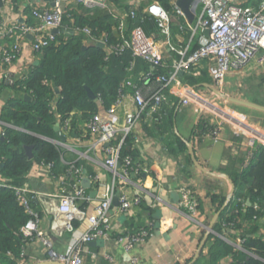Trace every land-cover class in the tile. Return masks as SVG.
Wrapping results in <instances>:
<instances>
[{
	"label": "built area",
	"instance_id": "2783aa9c",
	"mask_svg": "<svg viewBox=\"0 0 264 264\" xmlns=\"http://www.w3.org/2000/svg\"><path fill=\"white\" fill-rule=\"evenodd\" d=\"M4 2V10L11 12L8 6L9 0ZM71 3L90 12L96 9L111 12L113 18L117 20L114 30L118 42L110 45V49L119 53L128 50L132 59L128 70H132L133 60L137 57L150 65L147 73L139 74L138 81L127 79L121 84L111 106L107 107L100 96L95 98V110L82 123L84 135L88 133L90 138H94V144H104L106 153L104 164L112 173V187L106 188L104 193L101 192L100 199L89 208L81 206L86 201L85 191L80 186L83 178L82 169L76 168L75 162L67 163L68 176L73 180L75 187L73 191L58 197L54 212L55 217L62 221L64 229L73 233V240L66 252L56 251L51 240L40 228L39 215L32 205L33 191L24 184L10 186L19 201L25 205L29 216L20 228L24 241L38 242L50 261L83 264V245L98 238L106 239L111 236L108 212L114 193L115 178L131 183L130 177L148 172L145 166H140L139 161H132L130 157H125L124 164H121L120 148L127 137L134 146L137 142L132 136L135 122L142 118H151L155 112L169 106L170 98L178 99L183 106L191 105L200 112L199 114L206 115L210 121L214 120L218 125L232 127L236 133L246 139L249 146L254 147L257 143L264 147V129L256 126L249 114L231 107L226 101L219 104L214 99L204 96L180 76H197V69H204L205 64L215 88L222 92L226 78L232 71L241 76L245 67L254 63L256 71L261 72L264 68V0H192L187 8L190 17L185 14L177 1L172 2V10L168 11L157 1L133 0L129 3L131 7L126 15L112 12L110 4L105 0H72ZM139 8L141 14L156 22L155 34H146L139 25L127 31V18L136 19ZM63 13L61 0H54L50 8H32V25L27 23L18 25L10 20L5 22L0 16V68L5 85L13 87L18 81L7 67L13 65L23 48L38 56L45 47L58 43V36L64 38L65 35L66 39L67 30L61 28ZM174 17L180 19L176 25L180 33L189 34L187 42L180 47L173 45L171 39ZM139 20L142 21V18ZM55 28L58 32L52 33L51 30ZM71 32H83L91 41L102 42L103 48H107L105 37L92 35L87 27H77ZM9 35L13 36V42L8 44L5 38ZM28 36H32V41L25 44ZM157 67L164 68L162 74L154 72ZM126 97H130L133 109L124 111L123 117H119L117 110L123 106ZM211 104L217 106L221 114L213 111L210 108ZM73 118L71 113L65 119L62 130L69 132L70 121ZM213 133H217V126ZM259 135L263 138L261 139ZM53 143L59 147L64 145L67 147L59 140H54ZM131 163H137L138 167L132 168ZM42 165L51 173L52 163H42ZM59 177L66 178L67 174ZM140 189L147 190L143 185ZM177 191L178 207L191 217L197 212L196 194L188 185L183 184L177 187ZM141 201L139 194L130 197L126 192L121 193L119 209L122 213H126L132 207H140ZM76 221L84 224V229L80 233H77L79 229L74 228ZM165 222L163 221V226H167ZM196 223L209 233H215L213 229L209 230L207 226ZM150 224L140 226L133 232L127 226V233L123 232V237L126 239L124 249L129 255L131 264H141L137 255L131 254L135 247H143L146 254L157 264H183L189 260L193 250L186 243L176 242L166 248L148 244L147 240L153 236ZM218 235L243 251L242 238H231L225 232ZM18 264H23L21 259Z\"/></svg>",
	"mask_w": 264,
	"mask_h": 264
},
{
	"label": "crops",
	"instance_id": "0c3cea01",
	"mask_svg": "<svg viewBox=\"0 0 264 264\" xmlns=\"http://www.w3.org/2000/svg\"><path fill=\"white\" fill-rule=\"evenodd\" d=\"M4 1L6 0H0V16L5 22L10 20L18 25L22 23L32 25V8H50L54 0H9L8 6L11 12L4 10ZM71 1L61 0L62 7L80 11L81 7L71 5ZM132 1L119 0V3L122 6ZM173 1L178 3V0H170L171 4ZM110 8H115L117 13L121 14V10L118 7L111 4ZM176 25L177 20L174 17L171 25V39L173 45L180 47L187 42L189 34L188 32L181 34ZM64 29L67 30V34L71 32L67 28ZM5 40L8 44L12 43L13 36L9 35ZM31 41L32 36H28L25 39V44H29ZM38 57L23 48L13 65L7 67V69L12 72L17 80L21 81L28 74L31 65L37 63ZM255 68L254 63H250L245 67L241 76L232 71L226 78V85L221 93L243 100L252 98L245 94L242 85L254 78L264 80V68H262L261 72L256 71ZM197 71L198 75L192 76L196 80L201 81L198 84L191 85L201 94L214 99L219 104L225 103V100L215 95V92L210 88H215V84L209 76L205 64L204 69H197ZM2 74V69L0 68V135L3 133L4 128L7 127L24 130L20 126L1 119L2 111L7 101L16 95L14 87L3 83ZM180 76L185 79L183 75ZM54 95H58V91L55 90ZM23 96L24 98L25 96L29 97L28 94H23ZM257 101L258 103L256 104L261 105V102ZM229 104L231 107L234 106L232 105L233 103ZM164 108H175L172 116L173 121L169 127H167L165 122L161 123L160 119L157 118L159 113H163V109L155 112L151 118H142L135 122L132 136L137 142L134 146L130 140L129 143L136 149L135 158L139 161L140 166H145L148 172L130 177L131 183L123 182L118 177L115 178L114 193L108 212L111 236L106 239L98 238L85 243L82 250L83 264H131L129 255L124 249L126 239L123 237V232L126 231L127 233V226L131 225L130 230L133 227V229H136L140 226H146L148 223H151L153 232V236L147 240L148 244L166 248L172 243L183 242L192 248L194 254L201 239L207 232L201 226H198L196 222L208 227L217 213L219 214L215 222L218 221L220 213L231 202H243L246 206L259 209L258 203L246 198V195L242 197L246 192L247 185L240 184L236 188L231 178L250 162L249 155H252L251 151H253L254 147L249 146L246 143V139L236 133L232 127L224 124L218 125L214 120L210 122L214 128L217 126V133H193V129L198 123L199 115L201 114L191 105H181L178 99L170 98L169 106ZM132 109L133 105L130 97H126L123 100V106L117 110V115L123 117L124 111ZM236 109L238 108L236 107ZM253 110H247L248 112L245 113L250 115L251 121L256 126L264 129V114ZM72 116H74L73 119L76 125L74 130H69V132L62 130V126L57 121L54 125L56 137L49 139V141L53 143L54 140H59L67 145V147L65 145L62 147L57 146L61 150V163L63 165H65V162L66 164L82 162L80 166L83 176L81 182L84 178H88L90 185L89 187H83L80 182V186L86 194V201L83 202L86 206L84 207L89 208L100 199L99 195L101 192L104 193L106 188L112 187V173L104 164L106 158L104 144H94V138L84 135L82 123L86 117L83 112L74 110ZM56 126L58 128L57 131L64 137V141L58 138ZM234 137L237 139L234 140ZM178 139L186 145L184 150L178 146ZM187 143L192 145L195 158L205 171L194 165ZM25 153L27 158L31 159L30 149L29 152L25 149ZM188 159L191 160V164H189ZM23 177V184L33 191V206L39 215L40 228L51 240L56 251L66 252L73 240V233L64 229L62 221L55 217L54 212L58 204V197L74 190L75 184L73 180L70 179L68 173L66 178L62 176L65 179L52 176L42 163H32ZM4 180L0 173V183H4ZM182 184L188 185L197 197V212L191 217L178 207L179 193L177 187ZM142 185L147 190H141ZM232 185L233 191L231 192ZM125 192L130 197L139 194L142 199L140 207H132L131 210L122 213L119 209V196ZM210 194L224 197L219 209H216V204L212 202ZM227 201L228 203L224 206ZM223 206L224 208H222ZM262 206L264 209V204ZM163 221H166L167 226H163ZM81 223L79 221L74 222L75 230L79 229L77 233L84 229V224ZM202 230H205V233L200 238ZM21 252L22 255L19 256L23 264H48L50 262L47 253L36 241L25 240L21 246ZM206 253L207 247L205 244L201 254L205 255ZM131 254L137 255L141 264H157L146 254L143 247H135ZM233 261V257L229 255L221 258L218 264H232ZM203 263L204 261L201 260L198 264Z\"/></svg>",
	"mask_w": 264,
	"mask_h": 264
},
{
	"label": "trees",
	"instance_id": "16d2710c",
	"mask_svg": "<svg viewBox=\"0 0 264 264\" xmlns=\"http://www.w3.org/2000/svg\"><path fill=\"white\" fill-rule=\"evenodd\" d=\"M150 1H157L168 11L172 10L170 0ZM107 2L118 7L124 15L131 7L129 4L121 6L119 0H107ZM63 9L61 28L74 31L77 27H87L92 35L105 37L107 48L98 47L83 32H70L72 34L68 33L66 39L58 36V43L45 47L37 63L31 65L26 77L21 81L18 80L13 86L16 95L7 101L1 119L20 126L24 130L7 127L0 135V173L5 179L4 183L0 184V264L19 263L21 246L24 242L20 228L29 218L25 205L19 201L10 186L23 184V175L32 163H52V176H65L68 173L69 166L61 163V150L49 141L56 137L55 123L58 121L60 126H63L65 119L74 110L82 111L85 117H89L95 110L94 99L98 96L103 99L107 107L111 106L125 80L138 81L139 74L147 73L150 69L147 61L137 57L133 60L132 70H128L132 60L128 50L119 53L110 49V45L118 42L114 30L117 20L113 18L111 12L103 9L90 12L83 7L80 11L69 10L66 7ZM137 15L138 17L134 20L127 18V31L139 25L146 34H155L156 22L145 14H141L140 8ZM141 18L142 21L139 20ZM176 20L180 22V19L176 18ZM163 71L164 68L157 67L154 72L162 74ZM183 76L193 85L201 81L196 80L192 75ZM260 85L264 87V80L260 81ZM242 86L244 87L245 84ZM55 88L58 90L56 96ZM88 91L93 94V97L88 95ZM23 94H28L31 99H25ZM247 100L258 103L254 98ZM260 104L264 106V102ZM232 105L235 108H247ZM173 110L175 108H163V113L157 115L160 122H165L167 127L173 121ZM255 111L264 114L259 110ZM74 121V119L70 121V130H74L76 126ZM213 131L214 127L209 118L203 114L199 115L193 133L212 134ZM235 139L237 138L234 137ZM129 140L127 137L120 148L119 162L121 164H124L125 157H130L132 161L137 160L136 149L130 145ZM177 144L182 150L186 148L180 139L177 140ZM24 147H29L31 159L27 158ZM251 154L250 162L231 178L236 188L240 184L247 185L242 197L246 195V198L258 203L259 209L246 206L243 202H234L235 204L231 202L214 223L215 233L207 236L205 242L207 253L200 254L194 264H198L201 260L204 261L203 264H218L221 258L229 255L234 259L232 264H264V209L262 206L264 204V147L256 143ZM188 161L191 164V160L188 159ZM81 163V161L75 163V167H80ZM130 166L134 169L138 167L137 163H131ZM210 198L216 204V209H219L224 201L221 195L210 194ZM33 203L34 199L32 205ZM81 206L86 205L82 203ZM128 228H131V225ZM133 228L130 229L131 232L135 230ZM223 232L228 233L231 238H242L243 251L221 239L218 234ZM204 233L205 230H202L200 238Z\"/></svg>",
	"mask_w": 264,
	"mask_h": 264
},
{
	"label": "water",
	"instance_id": "95a60500",
	"mask_svg": "<svg viewBox=\"0 0 264 264\" xmlns=\"http://www.w3.org/2000/svg\"><path fill=\"white\" fill-rule=\"evenodd\" d=\"M190 1H192V0H178V5L183 9V11L185 12V14H186L188 17H190V14H189V11H188L187 8H188V4H189ZM0 4H1V2H0ZM57 32H58V29H57V28L52 29V33H57ZM94 44L97 45L98 47H104V44H103L102 42H94ZM208 87H210V86L208 85ZM210 88L212 89L213 92H215V95H217L219 98L224 99V100H225L226 102H228V103H233V104H235V105H240V106H244V107H247V108H250V109L259 110V111H263V112H264V106H262V105H259V104H256V103H253V102H250V101H247V100H243V99H240V98H236V97H232V96L225 95V94L219 92V91H218L217 89H215L214 87H210ZM55 90L58 91L57 88H56ZM88 95H89L90 97H93V94H92L90 91H88ZM25 99L30 100L31 98L28 97V96H25ZM57 129H58V128H57V126H56V131H57ZM57 136H58V138H59L60 140H62V141L65 140L64 137L61 136L60 133H59L58 131H57ZM187 147H188L189 154H190V156H191V159H192L194 165H195L197 168H199V169L205 171V170H204V169L198 164V162H197V160H196V158H195V155H194V151H193L192 145H191L190 143H187ZM25 149H26V151L29 152V147H25ZM81 185H82L83 187H89V185H90V181H89V179H88V178H84V179L82 180V182H81ZM232 191H233V185H232V190H231V192H232ZM228 200H229V198H228ZM227 203H228V201L225 202L224 206H225ZM224 206H223L222 208H224ZM218 214H219V213H217V214L213 217V219L211 220L210 224L208 225V229H209V230L212 229V226H213V224H214V222H215V220H216ZM156 226H157V225H156ZM208 234H209V231H207L206 234L204 235V237L201 239V241H200V243H199V245H198L196 251L194 252L193 256L191 257V259H190L188 262H186L185 264H193V263L197 260V258H198L199 255L201 254L202 249H203V247H204V245H205V242H206V239H207ZM48 264H63V263H59V262H55V261H50Z\"/></svg>",
	"mask_w": 264,
	"mask_h": 264
},
{
	"label": "rangeland",
	"instance_id": "374dc122",
	"mask_svg": "<svg viewBox=\"0 0 264 264\" xmlns=\"http://www.w3.org/2000/svg\"><path fill=\"white\" fill-rule=\"evenodd\" d=\"M112 12L117 13V10L115 8H110ZM242 79V78H241ZM261 79L259 78H254L250 79L242 89L244 90L245 94H248L252 98H257L256 100H259L260 102H264V96L262 94L264 87L260 85ZM259 86V87H258ZM242 98V97H241ZM254 98V99H255ZM221 100V99H220ZM222 101V100H221ZM228 103V102H227ZM228 105H230L228 103ZM235 107V106H234ZM243 112H248L247 108H238ZM250 111V110H249Z\"/></svg>",
	"mask_w": 264,
	"mask_h": 264
},
{
	"label": "bare ground",
	"instance_id": "6f19581e",
	"mask_svg": "<svg viewBox=\"0 0 264 264\" xmlns=\"http://www.w3.org/2000/svg\"><path fill=\"white\" fill-rule=\"evenodd\" d=\"M207 104V103H206ZM209 105V104H208ZM210 108L213 110V111H215V112H217V113H219V114H221L220 113V109L217 107V106H215V105H210ZM259 137L262 139L263 137H262V135H259Z\"/></svg>",
	"mask_w": 264,
	"mask_h": 264
},
{
	"label": "clouds",
	"instance_id": "9594fccd",
	"mask_svg": "<svg viewBox=\"0 0 264 264\" xmlns=\"http://www.w3.org/2000/svg\"><path fill=\"white\" fill-rule=\"evenodd\" d=\"M38 56H39V55H38ZM38 56H37V57H38Z\"/></svg>",
	"mask_w": 264,
	"mask_h": 264
}]
</instances>
